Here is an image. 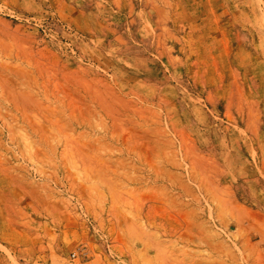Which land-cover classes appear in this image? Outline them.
I'll list each match as a JSON object with an SVG mask.
<instances>
[{
	"label": "rangeland",
	"instance_id": "1",
	"mask_svg": "<svg viewBox=\"0 0 264 264\" xmlns=\"http://www.w3.org/2000/svg\"><path fill=\"white\" fill-rule=\"evenodd\" d=\"M0 264H264V0H0Z\"/></svg>",
	"mask_w": 264,
	"mask_h": 264
},
{
	"label": "built area",
	"instance_id": "2",
	"mask_svg": "<svg viewBox=\"0 0 264 264\" xmlns=\"http://www.w3.org/2000/svg\"><path fill=\"white\" fill-rule=\"evenodd\" d=\"M75 255V254H74Z\"/></svg>",
	"mask_w": 264,
	"mask_h": 264
}]
</instances>
